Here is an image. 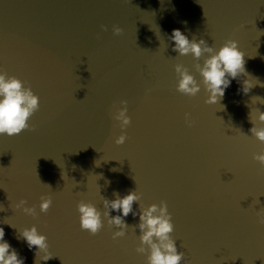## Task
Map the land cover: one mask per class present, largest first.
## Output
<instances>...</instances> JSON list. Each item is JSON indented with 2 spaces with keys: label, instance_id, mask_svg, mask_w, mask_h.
<instances>
[{
  "label": "water",
  "instance_id": "1",
  "mask_svg": "<svg viewBox=\"0 0 264 264\" xmlns=\"http://www.w3.org/2000/svg\"><path fill=\"white\" fill-rule=\"evenodd\" d=\"M174 29L217 50L238 41L249 75L206 103L195 69L204 58L173 51ZM176 64L200 83L195 97L177 91ZM0 72L40 98L34 131L0 135V227L25 264H147L136 251L139 216L125 217L116 239L120 229L103 216L104 199L130 191L141 195L134 211L167 202L181 264H264V170L254 159L264 143L250 132L256 109L264 112V0H0ZM246 79L256 84L248 94ZM121 101L126 129L113 119ZM21 199L38 215L17 210ZM80 201L101 211L98 234L81 229ZM32 226L51 259L22 237Z\"/></svg>",
  "mask_w": 264,
  "mask_h": 264
},
{
  "label": "clouds",
  "instance_id": "2",
  "mask_svg": "<svg viewBox=\"0 0 264 264\" xmlns=\"http://www.w3.org/2000/svg\"><path fill=\"white\" fill-rule=\"evenodd\" d=\"M107 31L106 26H102ZM114 35H121L123 29L119 26H113ZM170 40L174 41L173 51L178 52L180 56L191 54L196 61L204 58L203 65L199 62L195 64V69L203 78V85L209 97L206 100L208 104H216L221 101L225 95L226 89L230 86L231 81L237 79L241 75H249L245 67V53L238 47V41L229 39L225 41L222 47L217 50L210 46L204 39H189L180 29L172 31ZM207 54V56H206ZM175 71L178 76L177 91L195 97L200 91L201 86L195 76L190 73L189 69L183 64H176ZM231 78V79H230ZM25 81L9 76L7 72H0V135L9 137L21 134L25 130H35L33 125L29 124L32 116L40 109V98L34 94L31 86L25 87ZM256 84L251 79L243 81L242 91L248 94ZM258 97V96H256ZM260 98V97H259ZM123 107L116 108L113 119L120 122L119 127L126 129L131 124V118L127 115V101L120 102ZM258 114L259 126L256 117H251L250 132L260 142L264 143V112L256 109ZM251 113V112H250ZM190 113L185 114L186 123L189 127L194 123L190 119ZM127 139V134H121L116 140L117 145H122ZM254 159L258 161L264 170V154H257ZM116 197L114 200L104 199L103 204L108 211L103 212V216L107 218L108 225L116 226L119 231L114 232L113 239L121 238L126 235L128 225L125 217L132 214L134 217L139 216L140 245L136 251L141 254H147V264H181L185 258V253L178 251L177 243L172 238L174 224L172 215L168 210L166 201H161L159 205L152 204L149 207L139 206L138 211H134L133 205L141 200V195L136 191H130L123 197L119 192H114ZM39 205L40 211L47 213L52 206L53 200L51 195L41 196ZM28 201L21 199L15 205L17 210H22L30 216H37L35 206H27ZM80 213V227L82 230L88 231L91 235L98 234L104 227L102 213L91 202L80 201L77 205ZM115 210L118 214L111 216V211ZM258 223L264 225V209L258 213ZM22 237L26 240L29 249L36 248V255L44 252L42 260L51 259L48 253L49 245L46 235L38 232L36 226L25 228ZM0 264H25L23 258L5 240V231L0 227Z\"/></svg>",
  "mask_w": 264,
  "mask_h": 264
}]
</instances>
